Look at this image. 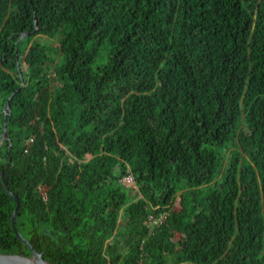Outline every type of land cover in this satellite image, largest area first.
Returning a JSON list of instances; mask_svg holds the SVG:
<instances>
[{
	"label": "trees",
	"instance_id": "16d2710c",
	"mask_svg": "<svg viewBox=\"0 0 264 264\" xmlns=\"http://www.w3.org/2000/svg\"><path fill=\"white\" fill-rule=\"evenodd\" d=\"M3 178L52 264H264V0H0V253L31 256Z\"/></svg>",
	"mask_w": 264,
	"mask_h": 264
},
{
	"label": "water",
	"instance_id": "95a60500",
	"mask_svg": "<svg viewBox=\"0 0 264 264\" xmlns=\"http://www.w3.org/2000/svg\"><path fill=\"white\" fill-rule=\"evenodd\" d=\"M9 108V106H6V110ZM6 133V128L4 129V135ZM3 186L6 189L7 192L10 193V195L13 196L17 203V207L14 211V214L12 216V226L14 228V232L17 236V238L24 242L31 251V256H23V255H15V254H1L0 253V264H52L47 262L41 253L36 252L31 244L18 232L16 225H15V219L18 212V206H19V199L17 196H15L10 190L8 189L7 183L5 179L3 178Z\"/></svg>",
	"mask_w": 264,
	"mask_h": 264
},
{
	"label": "bare ground",
	"instance_id": "6f19581e",
	"mask_svg": "<svg viewBox=\"0 0 264 264\" xmlns=\"http://www.w3.org/2000/svg\"><path fill=\"white\" fill-rule=\"evenodd\" d=\"M179 2H180V1H179ZM180 4H181V3H180ZM182 6H183V5H182ZM157 16H158V15H157ZM177 17H178V16H177ZM161 20H163V19H160V21H161ZM171 20H172V19H171ZM160 24H161V23H160ZM160 24H159V25H160ZM162 24H164V23H162ZM166 35H167V34H166ZM167 43H168V42H167ZM190 45H191V44H190ZM190 45H189V46H190ZM190 47H191V46H190ZM166 49H167V48H166ZM179 77H180V76H179ZM189 78H190V77H189ZM186 79H187V78H186ZM176 87H177V86H176ZM177 88H178V87H177ZM173 91H175V90H173ZM173 91H172V92H173ZM171 100H172V99H171Z\"/></svg>",
	"mask_w": 264,
	"mask_h": 264
},
{
	"label": "rangeland",
	"instance_id": "374dc122",
	"mask_svg": "<svg viewBox=\"0 0 264 264\" xmlns=\"http://www.w3.org/2000/svg\"><path fill=\"white\" fill-rule=\"evenodd\" d=\"M127 184H128V185H130V184H131V182H128ZM176 236H177V238L179 237V235H178V234H177Z\"/></svg>",
	"mask_w": 264,
	"mask_h": 264
},
{
	"label": "built area",
	"instance_id": "2783aa9c",
	"mask_svg": "<svg viewBox=\"0 0 264 264\" xmlns=\"http://www.w3.org/2000/svg\"><path fill=\"white\" fill-rule=\"evenodd\" d=\"M157 222V221H156Z\"/></svg>",
	"mask_w": 264,
	"mask_h": 264
}]
</instances>
